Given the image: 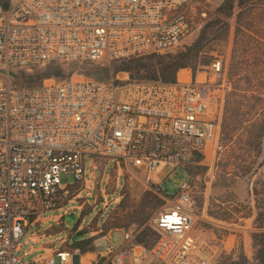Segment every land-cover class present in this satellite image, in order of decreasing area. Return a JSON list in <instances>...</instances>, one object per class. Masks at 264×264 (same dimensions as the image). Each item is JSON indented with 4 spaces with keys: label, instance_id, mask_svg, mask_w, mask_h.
Listing matches in <instances>:
<instances>
[{
    "label": "built area",
    "instance_id": "built-area-1",
    "mask_svg": "<svg viewBox=\"0 0 264 264\" xmlns=\"http://www.w3.org/2000/svg\"><path fill=\"white\" fill-rule=\"evenodd\" d=\"M216 0H0V67L6 72L52 63L110 66L175 50ZM176 83L63 80L16 88L0 84V264H83L79 250L29 258L20 241L29 224L57 210L94 158L143 173L141 182L166 206L152 219L157 239L146 264H215L219 248L198 241L191 178L166 196L153 175L163 164L195 165L216 139L225 97L222 60ZM105 264L140 254L114 246ZM124 234V241H129ZM38 251V250H37ZM90 264H100L99 261Z\"/></svg>",
    "mask_w": 264,
    "mask_h": 264
},
{
    "label": "rangeland",
    "instance_id": "rangeland-1",
    "mask_svg": "<svg viewBox=\"0 0 264 264\" xmlns=\"http://www.w3.org/2000/svg\"><path fill=\"white\" fill-rule=\"evenodd\" d=\"M223 0L212 1L205 7V17L198 21L192 34L186 38L175 50L177 52L189 48L198 38L202 27L208 18L214 14L216 8ZM241 26L245 34L247 53L241 59L242 67H249L253 64L254 54L261 58L259 66L264 68V43L258 45L253 42L257 37L264 38V0L256 1L244 9ZM235 11L230 20V31L226 41H213L207 45V49L200 53L195 77L204 80V73H209V66L215 57L222 60L223 80L225 97L217 109L219 117V129L216 139L210 142L201 153L203 159L196 165L182 167L173 164H163L151 175L153 182L162 181L163 192L166 196L178 192L180 185L188 176L191 178L192 195L195 201L196 219L193 226V234L198 241L214 243L218 246V256L222 251L233 250L242 251L248 264H254V248L252 234L264 229L258 228L255 219L257 212L264 214V131L258 140L259 147L255 148L251 143L253 138V127L247 123L246 130L240 131V137L235 138L233 144L225 146L221 141V121L226 95L231 91V82L228 79V70L231 64V56L234 49L236 15ZM258 47L259 49H256ZM254 48V49H253ZM257 50V51H256ZM236 51V50H235ZM207 61L206 65H202ZM112 65V64H111ZM110 65V66H111ZM56 66H61L67 77L72 80H112L104 68L110 66L101 63L80 64L60 63L36 66L29 70H12L6 72L0 67V84L22 88L25 87L20 77L23 73L33 75L37 72H46ZM73 70V75L69 76ZM192 71L190 69H186ZM63 78V79H65ZM194 79V77L192 76ZM59 80H45L44 82ZM129 81L127 74L119 73L113 81ZM131 82V81H129ZM264 99V95H263ZM264 120V111L254 115L253 122ZM245 127V125H244ZM189 170L187 173L186 170ZM86 176L81 182H74L71 175L62 176L61 182L71 185L68 188L67 196L62 200V204L57 210L46 215V219L29 224L28 231L20 241L21 253L29 251L28 259L37 256H48L54 249L63 248L69 251L74 240L83 237H75L77 232H88L86 238L90 236H101L102 225L118 226L111 227L104 236L108 235L109 241L114 246H126L133 240L135 230L138 226L134 223L139 216H146L142 212L140 204L144 199L155 202V196L141 182L143 173L136 172L125 167L121 162L108 158H94L91 163L85 164ZM144 176V175H143ZM159 198V197H158ZM162 200L160 206L154 210L145 227L151 229L152 219L166 206V201ZM136 215V217H135ZM57 216H59L57 218ZM80 220V225L74 231L75 224ZM264 223V222H263ZM124 234L129 235V241H124ZM99 237L95 242L96 257L94 261L105 264L99 258L98 253H104L107 241ZM133 247V246H131ZM131 249V248H130ZM38 250V251H37ZM148 250V249H146ZM136 257L126 260L125 264H146L145 255L142 248L135 250ZM79 254H81L79 252ZM83 256V264H86V254ZM216 259V260H217Z\"/></svg>",
    "mask_w": 264,
    "mask_h": 264
},
{
    "label": "trees",
    "instance_id": "trees-1",
    "mask_svg": "<svg viewBox=\"0 0 264 264\" xmlns=\"http://www.w3.org/2000/svg\"><path fill=\"white\" fill-rule=\"evenodd\" d=\"M260 0H223L222 3L216 8L214 14L208 18L207 22L201 29V32L196 41L186 50L177 52H167L164 54H156L143 58H138L122 63H114L109 68H104L107 75L114 80L119 73H125L128 76L129 81L134 83L140 82H162V83H176L178 72L185 69L192 71V76L195 77L196 69L198 66V58L200 53L206 50L211 42L213 41H226L230 31V20L233 18L237 8L239 12L236 15V32H235V43L238 47L234 49L233 55L231 56V64L228 70V79L231 82V91L227 93L224 112L221 121V141L225 146L233 144L234 139L240 137V131L246 130V125L249 123L253 127V138L252 145L258 149L259 142L262 133L264 131V120L260 122H253L254 115L260 114L264 111V68L259 66L261 58L254 54L253 64L249 67H242L240 64L241 59H244V55L247 53L245 34L241 26L242 15L244 9L254 2ZM242 27V28H241ZM258 40L253 42L258 45L264 43V38L257 37ZM264 45V44H263ZM254 49V48H253ZM256 49H259L256 47ZM236 50V51H235ZM257 51V50H256ZM72 63V62H70ZM77 63V62H76ZM208 62L203 61L202 65H206ZM60 64V63H52ZM80 64H94V63H80ZM50 70L44 72H37L33 75H27L23 73L20 77L25 87H34L42 84L43 81L53 80H69L65 71L61 66L50 67ZM73 75V70L69 73ZM65 78V79H63ZM116 83H120L115 81ZM24 88V87H22ZM245 125V127H244ZM195 165L198 164L202 159V154L195 155ZM186 170V169H185ZM188 173L189 170H186ZM71 187V186H70ZM69 187V188H70ZM155 202L152 204V200L144 199L140 204L142 212L146 213V216L139 215L134 223L138 228L134 231V237L131 243L128 245L137 246L147 252L151 249L154 242L157 239V233L149 227H145L138 231V229L147 223L151 213L156 210L162 200L155 197ZM136 217V215H135ZM258 223L259 229H264V214L260 211L257 212L255 219ZM80 220L75 224L74 231L78 229ZM111 227L119 228L118 226H109V224L102 225L101 236H104ZM88 232L79 231L71 238L83 237L79 240H74L73 244L70 245L71 249L79 250L81 254H88L95 252L94 242L101 236H85ZM252 243L254 248V264H264V230L258 231L252 234ZM63 249V248H60ZM148 249V250H146ZM215 264H248L244 253L240 250L237 253L233 250L222 251L216 260Z\"/></svg>",
    "mask_w": 264,
    "mask_h": 264
},
{
    "label": "crops",
    "instance_id": "crops-1",
    "mask_svg": "<svg viewBox=\"0 0 264 264\" xmlns=\"http://www.w3.org/2000/svg\"><path fill=\"white\" fill-rule=\"evenodd\" d=\"M186 78H192V74L190 71L181 70L178 72L177 79H186ZM59 216H57L58 218ZM96 257V253H88L86 254V264H90L92 261H94Z\"/></svg>",
    "mask_w": 264,
    "mask_h": 264
},
{
    "label": "water",
    "instance_id": "water-1",
    "mask_svg": "<svg viewBox=\"0 0 264 264\" xmlns=\"http://www.w3.org/2000/svg\"><path fill=\"white\" fill-rule=\"evenodd\" d=\"M75 264L77 263V259H75V262H74Z\"/></svg>",
    "mask_w": 264,
    "mask_h": 264
}]
</instances>
